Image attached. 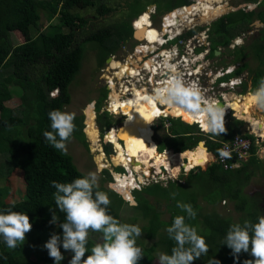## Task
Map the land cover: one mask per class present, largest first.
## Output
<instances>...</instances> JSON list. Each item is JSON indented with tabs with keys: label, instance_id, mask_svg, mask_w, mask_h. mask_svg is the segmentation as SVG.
<instances>
[{
	"label": "trees",
	"instance_id": "trees-1",
	"mask_svg": "<svg viewBox=\"0 0 264 264\" xmlns=\"http://www.w3.org/2000/svg\"><path fill=\"white\" fill-rule=\"evenodd\" d=\"M89 1L95 7V13L91 17H85L76 11L75 0H0V155H4L6 164L11 166L9 171L4 173L5 176L7 177L13 168H18L22 171L24 183L23 198L12 202L4 199L8 185L0 187V210L11 208L13 211L26 213L32 225L31 230L25 234V242L18 244L15 249H9L0 238V264H55L43 247L53 233L62 238L59 224L64 222V214L59 212L55 205L56 190L52 187V182L67 183L84 174L76 168L70 154L50 146L43 137L44 131L51 130L48 113L54 109L63 111V107L70 102L68 87L78 72L85 44L91 43L96 50V64L100 67L108 55L119 49L124 40L131 39L130 21L145 8L136 10L133 17L127 18L123 14L121 19L112 23H93L92 26L90 23L93 19L108 13L112 8L104 0ZM122 1L121 11L138 7V0ZM191 1L193 3L194 0ZM148 3L154 4L157 10L160 7L172 9L179 6L181 0H150ZM54 17L58 20L56 24L46 23L43 28L39 27L42 18L48 22ZM254 19L263 26L250 38L246 48H249L250 52L258 49L256 55L260 67L251 70L244 60L248 55L243 51L245 45L236 46L230 53L233 56L230 55L228 64L238 65L230 74L220 78L239 75L247 69L249 78H245L246 72L239 86L241 93L247 91L252 94L259 79L264 77V0H260L251 10L239 8L225 13L206 26L210 41L208 56L212 57L214 49L227 45L233 37L242 33V29L248 28ZM201 28L196 26L193 31ZM12 31H32V35L24 42L13 44L10 38ZM37 33L39 37H33ZM247 80L250 83L249 88L246 87ZM97 90L94 121L101 135L112 125L113 118L107 112H98L107 90L104 86ZM53 91L56 95L52 94ZM11 93L19 98L17 107H8L4 103L10 99ZM165 119L167 126H164L163 118L158 119L153 124L151 135L160 155L167 152L163 150H170L172 153L190 150L197 145L198 140H202L206 151L215 156L221 142L231 139L236 129L243 124L241 120L229 117L225 125L226 132L215 135L201 131L194 123L183 122L184 120L170 116ZM81 120L82 115L74 119L73 135L87 150L88 144L81 129ZM86 121L87 115L83 129ZM243 136L254 142L252 134L244 133ZM13 138L19 140L20 155L10 162L5 152ZM102 150L106 155L112 153L110 143H104ZM250 159L252 157L248 158ZM113 160L115 163L120 161L116 150ZM217 167L220 166L216 162H210L204 169L197 165L186 174L179 175L176 180H168L166 185L149 182L134 188L131 193L135 205H130L120 194L108 188L106 191L109 193L108 197H111L110 200L121 207V210L132 214L122 219L118 214H114L109 206L108 212L122 223L139 226L143 238L156 236L163 242L162 251L171 254L175 242L169 239L165 229L171 225L176 215L186 216V213L177 207V202L190 204L196 212V217H186V222L197 229L209 247L207 255L195 259L192 264H209L211 259L219 264H244L245 260L253 259L250 252L242 251L233 255L232 250L223 244L224 237L230 225L243 224L245 220L257 222V218L264 215V209L260 205L264 195L260 191H255L250 196L242 192L253 175L251 171L246 172L241 167H235L218 173L220 168ZM114 170L123 171L120 167H115ZM101 172L104 179H111L107 169H102ZM257 175L264 177V162L258 165ZM116 180L120 182L118 176ZM122 180L129 186L133 185L125 178ZM97 190L102 191L100 185ZM121 193L130 195L129 190ZM172 193H176L174 199ZM201 200L209 205L219 204L220 200L230 201L234 210L241 212L242 216L239 220H233L230 215H222L214 208L202 211ZM53 212L58 219L57 224L50 223ZM164 212L168 213L166 219L162 218ZM137 219L143 222L139 224ZM199 225L202 229H199ZM88 240L91 248L94 242L90 236ZM136 243L139 247H145L141 248L144 257L138 264H153V254L144 246V239L139 237ZM60 251L64 256L60 264H68L73 253L65 251L62 247ZM88 254L90 253H86Z\"/></svg>",
	"mask_w": 264,
	"mask_h": 264
},
{
	"label": "clouds",
	"instance_id": "clouds-1",
	"mask_svg": "<svg viewBox=\"0 0 264 264\" xmlns=\"http://www.w3.org/2000/svg\"><path fill=\"white\" fill-rule=\"evenodd\" d=\"M154 7L155 5L153 8ZM170 10L171 9H168L167 11ZM167 11H165L164 14H166ZM141 13L147 14L146 7ZM141 13L136 17H139ZM154 14L155 11L148 16V20L151 23ZM164 14L162 13L159 15L158 23L155 24L158 25V27L161 25V17ZM135 18L130 21L131 35H133L131 23ZM167 29L176 32L175 30H177L178 27L171 26ZM197 31H200V29ZM182 34L185 35V32ZM236 38L237 36L233 37L230 42H232V44L238 43L236 42ZM131 39H133V36H131ZM209 44L208 52L210 48ZM208 52L203 53L202 58L213 59V57L208 56ZM228 63L229 62H225L223 66H219L222 68L218 71L227 68L229 70L217 78V83L219 81L226 82L222 87L224 93L225 87L232 89L231 86H235L233 90L238 88V93L244 94L240 92L239 87L244 78L243 75H231L224 79H220L221 77L230 74L238 65V63ZM211 69H213L215 73L216 67ZM211 69L208 70L209 74L211 73ZM52 94L56 95L55 91H53ZM230 98H232V96H227L225 93L224 97L217 98L215 103L211 101H206L207 104L200 103L202 96L198 86L195 83L186 84L180 74H175L171 77L167 86L158 90L156 94V99L161 100L170 107L177 105L183 106L185 110L192 112V114H199L202 125L205 128V130L202 129L201 131L215 135H220L226 132L224 116L228 111L233 112L232 114L234 118L236 116V112L233 109L229 108L225 110V107H221L218 103V101H221L223 105H225L226 101ZM252 101L258 109L264 110V77L259 79L258 86L252 93ZM205 104L206 106L204 107ZM169 116L178 118L171 115H168L167 117ZM48 117L51 130L44 131L43 137L50 146L66 153V142L75 130L74 114L54 109L49 111ZM238 118L239 117L237 116L236 119ZM192 123L196 124L199 128L197 122ZM112 125L115 124L112 123ZM246 128L247 131L245 133L252 134L255 141V136L258 135H255L250 128L249 123ZM107 130L108 128L105 132ZM104 133L101 135L99 133L100 137L103 138ZM243 134L244 133H242V135ZM100 137L98 136V139ZM117 140L121 142L120 139ZM258 142L259 141H257V143ZM103 143L112 144L105 140ZM255 149L256 148L252 149L253 153L255 152ZM101 151L103 152V150ZM220 156L229 158V152L221 151ZM212 162L215 161L212 159ZM120 168H123V171H114L122 172L123 174L125 169L122 166ZM133 174H135L136 177V173L133 172ZM111 183H113V181H111ZM52 187L56 190L54 193L55 205L59 212L64 214V222L59 224V227L62 229V238L60 235L53 233L43 247L47 250L49 257L55 261V264H60V261L64 259V256L60 251L61 247L65 251L73 253L68 264H138V261L144 257L143 250L141 247L137 246L136 243L137 238L142 235L141 228L134 224L122 223L109 214L108 205L110 204V199L107 193L97 190L98 176L95 172H88L86 175L75 178L67 183L53 181ZM132 189H134V186ZM129 192L131 193V191ZM171 195L174 199L176 193H172ZM177 207L186 213V216L176 215L173 217L171 225L166 227L165 230L169 239L174 241L175 244L171 248V254L165 252H158L156 254L158 264H192L195 259H199L208 253L209 247L205 239L198 234L197 229L194 226L186 222V217L187 219H195L196 217V212L192 206L187 203L177 202ZM57 222L58 219L55 212H53L50 223L57 224ZM31 227L30 219L26 213L13 211L11 208L0 210V238L3 239L9 249H15L18 244L24 243L25 234L31 230ZM90 231L102 234L101 242L94 243L91 248H89L88 240ZM223 244L232 250L233 255H238L242 251L250 252L253 259L245 260L244 264H264V215L259 216L257 222L245 220L243 224L234 223L230 225L226 231ZM86 253L90 254L86 255ZM209 264H219V262L211 259Z\"/></svg>",
	"mask_w": 264,
	"mask_h": 264
},
{
	"label": "rangeland",
	"instance_id": "rangeland-1",
	"mask_svg": "<svg viewBox=\"0 0 264 264\" xmlns=\"http://www.w3.org/2000/svg\"><path fill=\"white\" fill-rule=\"evenodd\" d=\"M257 1L258 0H256V1L255 0H222L221 2H219V4L220 5L227 4V5H225L227 7H225L226 11L222 12L220 15H217L215 17H212L210 19L203 20V21L200 19L199 13H197L198 15H196V16H193V17L190 16V18H193L192 21H195L196 23L201 24L200 25V27H202V29H200V31H201V30L205 29L206 26H208L209 23L211 21H213L214 19L218 18L219 16H221L225 13L232 11L231 8L241 7L244 10H251V9L255 8L254 5ZM104 2L108 6H110L112 8V10L109 11L108 13L102 15V16L97 17L96 19H93V22L91 21V23H90V24H92V26H94L93 23H97L99 25H101V24L106 25L108 23H112L114 21L121 19L120 17L123 14L126 15L127 18L129 16L133 17L135 15V11L140 9L141 7H149L150 5L154 6V4L148 3V2H150V0H138V7H129L128 9H126V11L125 10L121 11L120 6L123 4L122 0H104ZM183 2H185V5H186L184 7H189L190 10L193 9V7H191L192 5H195L194 8H196V6H197V4L195 3L196 0H194L193 3H191L192 2L191 0H181V4L179 5L180 7L183 5ZM201 2L203 3V5L204 4L205 5L211 4L212 6L217 5V2H215V1L212 2L211 0H200V3ZM75 5H76V11L80 15H83L85 17L86 16L91 17L93 15V13H95V7H94L93 3L89 0H75ZM153 6H150V7H153ZM207 7H208V5H207ZM169 8L170 7H160V9L157 10V8L154 7L155 14L152 17V23L151 24L153 26H157L155 24L158 23L159 15H161L162 13L164 14V12L167 11ZM144 10H145V8H144ZM213 14L214 13L208 14V15H206V17H211ZM137 19H139V17ZM140 20L144 21L145 23L147 22L145 15L143 17H141ZM177 20H180L177 23H181V25H183V26H181V28H184V26L188 23L187 22L188 19H185V17H178ZM57 22H58V20L56 17L52 18L48 22H46L42 18L41 24L39 27L43 28L44 25H46V23L56 24ZM257 22H258V20L254 19L249 23L248 28L242 29L243 30L242 33L240 35H238L236 38L237 39L236 42H238V43L232 44V42H229L225 46H222V47L218 46L217 48L220 50V53L212 56L213 59H211L212 61H210V64H208V67L210 69L216 67V69L220 70L222 67H219V66H223L225 62H229L231 56H233L232 54H230L232 52L233 48L236 46L239 47V46L245 45V47L243 48V51L248 55H246L244 60L247 63V66H249V68L251 70H254V69L257 70L258 69L257 67L258 66L260 67V64L258 63V59H257V55H256L258 49L255 48L253 51L250 52L249 48H246L247 43L250 41V38H252V36H255V34L258 32V30L263 26L262 23H260V22L257 23ZM139 28H137V31H139ZM142 28H143V30H142ZM146 29H147V27L142 25L141 30L145 31ZM153 30H156V29H153ZM205 30H207V29H205ZM147 34L148 33H146V35ZM205 34H206V40L209 42L207 31H205ZM31 35H32V31L31 32L30 31H25V32L24 31L23 32L12 31L10 34V38H11V41L13 44H17V43L24 42V41L28 40L29 38H31ZM138 35L139 36L141 35L140 32L137 33L136 37H138ZM197 36L200 37L201 34L198 33ZM33 37L38 38L39 33H37ZM85 46H86V48L83 50L82 58L80 60V66L78 68V72L76 73L75 78L73 79L72 83L68 87L69 93H70V102L63 107V111L73 113L75 118L82 115V120H81L82 127H81V129H82V132L84 133L85 140L87 141L88 149L85 150V148L79 143L78 139L76 137H74V135L72 134V136L66 142V148H67L66 153L71 155L72 161L75 164L76 168L79 171H81L84 175H86L88 172H95L97 174L98 186L100 185L102 191L107 193V195H109L108 191H106L109 188L108 187L109 183L111 184L112 187H114V189H116L120 193L126 192L127 188L130 187L126 182H123V180H122L123 178H125L126 175L122 176L121 174H119L122 172H115L114 171L115 167H121V166H119L117 164V162L115 163V161L113 160V156H114L113 145L111 144L112 153L106 155L104 152L101 151L102 145L104 144L103 143L104 140L102 137H100V135H99L100 132L97 130L98 136L100 137L99 138L100 141L98 142L97 139L95 138V135H94L95 132L90 129V127L93 126V123H91L92 119H93V122H95L94 121V115L96 113V111H94V109H93L94 104L92 105V102L95 101L96 96L98 94L97 89L100 86H103V84H104L103 79L100 77V75H101L100 69L103 68L105 66V63H107V62L104 61L103 65L98 67L96 64V59H95V51L96 50L94 49V47L92 46L91 43H86ZM124 46L126 48L127 44L124 43ZM225 47H228L227 51L224 50ZM214 50H213V54H214ZM233 54L236 56V54L234 52H233ZM123 56H124L123 49H118L114 53V59H120ZM110 61H112V60H110ZM112 62H114V61H112ZM112 65H118V64L115 63ZM246 72H247V69L245 71H242L239 75H243L245 77ZM213 73H214V70L211 69V73H210L211 78H212ZM248 75H249V73L247 72V75L245 78H249ZM207 82L209 83V80H207ZM225 84H226V82H225ZM246 84H247L246 87L249 88L250 83L248 80H247ZM213 85L215 87H217L216 86L217 80L214 82ZM223 86L220 87V91H222ZM112 87L114 88L113 85H112ZM231 87H232V89H230L229 87H225V93L229 96H231L230 92H231V90H233L235 88V86H231ZM237 92L238 91L235 90L233 92V94H237ZM246 94H248L249 96L252 95L249 92ZM244 95H245V93H244ZM204 97H205V95H204ZM240 97H242V96L238 95L237 98L236 97L233 98V99H237V101L234 103V106L232 105L233 110L236 112L235 118L238 116L239 117L238 119H241L242 121H245V120L249 121V119H251L250 124H249L250 128L255 133V135L262 137L261 140H259V142L253 146V148H256L255 152H254L255 154L253 153V150H252L253 148L251 149L250 157H252V159L246 160L243 163V165L239 164L236 166V167H241L246 172L251 171L253 173V175H251L252 177H251L250 181L243 187L242 192L245 195L250 196L253 192L260 191L264 195V177L257 175L258 165L261 164V162H264V135L262 134V131L264 130L263 129L264 125L262 124V122H260L256 119H253V118L258 119V115L256 114V112H262V110H260L256 107L255 110L251 111L252 107L255 106L254 103H251L249 106L244 105V104H242V100ZM149 98H151V96H149ZM149 98L148 97H142L140 100L141 106H143L148 111H150V113L153 115V117H155L156 115H159L160 114L159 111L165 112V114H166L167 109L164 108L163 110H160L159 107H158V109H156L158 111V113H156V111H155L156 104L150 103ZM205 98H207V97H205ZM104 100H103V104L105 102ZM251 100H252V96H251ZM4 103L8 107H12V108L17 107V105L19 104V98H18V96L13 95L11 93L10 99L5 101ZM103 104H102L101 108L103 107ZM116 108L117 107H115V109ZM122 108H123V106H122ZM248 108H249V110H248ZM100 111H101V109L98 112H100ZM24 112H25V110L22 111V113H24ZM232 113H233L232 111H228L225 114L224 119L226 121L229 120V117L233 116ZM85 115H87V121H86L85 127L83 129ZM125 115H127V113ZM111 117L113 118V123L115 125L122 122V120L124 118L120 114H114V115H111ZM123 122L125 125V120ZM156 122H157V119H154L150 122V125H153ZM248 123L245 122L241 126V128H246L248 126ZM94 125H95V123H94ZM115 125H113V126H115ZM112 130H115V128H112L110 130V132ZM116 130H115L116 131L115 132L116 137L118 139L122 140V142H119V144L122 146V148L124 150L127 151V149H129V139L124 137L125 131L122 130L121 127L116 129ZM87 134L89 136H87ZM105 134H106V132L104 133V135ZM104 135H103V137H104ZM18 143H19L18 138H13L11 143L8 145V148L5 152L6 155L8 156V159L10 160V162L14 161V159L20 155L19 149H18ZM115 146L116 145L114 144V147ZM165 151L171 152L170 150H165ZM101 152H102V154H99ZM3 156L4 155H0V187H2L5 184L8 185V188L6 190V197L4 199H6L9 202H12V201L23 198V185H24V183H23V179H22V171L18 168H13L9 172V174L7 173L8 175L6 174L7 175V177H6L4 173L8 172L9 167H11V166L6 164L5 158ZM183 157H184V155H181V156L177 155V157H175V158L177 160H185V157L184 158ZM210 162H212V158L210 156H208V159L205 160V162H204L205 165H199V166L202 169H204L206 167V165H208ZM126 163L128 165L127 160H126ZM174 165H176L175 168H174ZM174 165L172 164L169 166V168H171V169L169 170V168H168L167 169L168 173L165 172V175H164V173H161L159 175L153 174L154 169L150 170V168H149L150 175L147 177L144 176L145 174L143 172L138 173L141 176H143V178H142V180H140V182L138 181L137 183L134 184V188H137L136 187L137 185L141 186V185L147 184L149 182H160L162 185H166L168 180H176L179 177V175L186 174L187 171H185L186 168L184 166H180L178 162L175 163ZM178 165H179V167H178ZM123 166L125 167L124 163H123ZM127 167H129V165ZM217 168H220V170H217L218 173H221L220 171H223V169L221 167H217ZM102 169H107L109 171V173L111 175V179L108 180V179L103 178V174L101 172ZM128 169H130V168H126V170L129 171L128 176L131 177L129 184H131V182L133 183L135 181V178L133 175V171H131V169L130 170H128ZM114 173H117V174L114 175ZM116 176L119 177L120 182L118 180H116ZM5 177H6V179H5ZM113 179H115V181L113 183H111V181H113ZM116 182L118 184H115ZM120 183H121V185H120ZM132 190L133 189H131L130 191H132ZM122 195L127 197L123 193H122ZM201 201H202L201 202L202 203V211H210L212 208H214L216 211H218L222 215H225V214L230 215L233 220H239L242 216L241 212L234 210L233 203L230 201L220 200L219 204H216V205H209V204H206L204 200H201ZM108 206L110 207L111 211L114 214H118L122 219L129 217L132 214L130 212L121 210V207L117 206L113 202V200H110V204ZM167 215H168V213L164 212L162 214V218L166 219ZM142 222H143L142 220L137 219V223L140 224ZM200 225H199V229H202V226H200ZM89 236L94 243L101 242V240H102V234L99 232H94L92 234L90 233ZM141 239H144V243H143L144 246H146V249L149 252H152V254H153V264H158V259H157L156 254L158 252H163L162 248H161V246L163 245V242L161 240H159V238H157L156 236H148L147 238H143V236H141ZM141 248H145V247H141Z\"/></svg>",
	"mask_w": 264,
	"mask_h": 264
},
{
	"label": "built area",
	"instance_id": "built-area-1",
	"mask_svg": "<svg viewBox=\"0 0 264 264\" xmlns=\"http://www.w3.org/2000/svg\"><path fill=\"white\" fill-rule=\"evenodd\" d=\"M182 6L178 8H183ZM146 12L147 22L144 26H153L148 20V16L154 12V8L146 7ZM197 13L199 12L195 11L191 16H196L198 15ZM165 17L166 14L161 17L160 27H158V25L154 26L157 31L161 33V42H157L152 49L149 48L151 46L150 43L135 37V25H133L134 22H132L133 39L124 40V42L119 45V49H123L124 56L120 59H114V54L107 56L109 57V61L112 60L118 65H112L110 62H107L105 66L100 69V77L103 79V86L107 90L105 102L103 107L100 108V112H107L110 115L116 114L114 110L108 108V94L111 90V85L114 86V91L120 101H123L127 97H136L137 93L154 97L158 90L167 86L169 79L175 74H180L186 84L195 83L198 86L202 96L200 103H206V101L215 103L217 98L224 97L225 93L220 91L219 86H223L225 83L219 81L216 85L217 87L213 84L218 77L229 69L227 68L221 71L216 69L211 78L208 71L210 69L208 68V64H210L211 60L202 58L203 53L208 52L209 42L206 40L205 34V31H207L205 29H207V27L201 31H193L194 27L200 26L201 24L195 21L189 22L188 20L184 28H181L183 25L178 23L180 26H175L178 27V29L175 30L176 32L167 29L169 26L166 27V31L161 32L162 29H164ZM178 21L179 20H177V22ZM183 32H185V35L182 34ZM198 33L201 34L200 37L197 36ZM124 43L127 44L126 48ZM117 71H120L119 76L116 75ZM207 80H209V83ZM204 95L207 98H205ZM154 104H156L160 110H163L165 107V104L158 100H155ZM119 114H121L120 111ZM168 115L169 114L162 113L153 117L152 120L163 118L164 120L162 122H164V126H167L168 122L165 118ZM176 117L181 119L180 115ZM112 126L113 125H110L108 129ZM199 129L202 130V127L199 126ZM255 143H257L256 140L252 143L249 138L234 132L231 139L221 142L218 153L213 156L212 159L223 170L234 168L247 160ZM221 151L229 152V158L221 157ZM128 164L132 167L131 163L128 162ZM194 166L186 168L185 171H188ZM165 172L168 173L167 169ZM136 187L138 188L139 186L137 185Z\"/></svg>",
	"mask_w": 264,
	"mask_h": 264
},
{
	"label": "bare ground",
	"instance_id": "bare-ground-1",
	"mask_svg": "<svg viewBox=\"0 0 264 264\" xmlns=\"http://www.w3.org/2000/svg\"><path fill=\"white\" fill-rule=\"evenodd\" d=\"M195 3L196 4H202V2L200 3V0H196ZM218 5H219V2H217V5H215V7H207L206 6V8H207L206 12H204V11H203L204 13L202 12L203 18L207 19L208 17H206V15L212 14V13L215 14V10L218 9V7H216V6H218ZM200 8H203V7H196V8L193 7L192 10H190L189 7H186V9H188V10L185 11L182 15H183V17H185V19H188L189 22H191L192 18H190V16L193 15V13L195 11L200 12V10H201ZM143 15L144 14L141 13V15L139 16V19H136V21L134 23L135 30H137V26L140 22L141 17H143ZM213 15L211 17H213ZM142 30H143V28H142ZM160 34H158V36H157L158 42H161ZM110 63L115 64V62H112V61H110ZM116 75H118V73H116ZM110 91L111 92H109V94H108V101H109L108 108L110 110H114V112L116 114H119V111H120L124 118L119 125L110 127L106 131V134L104 135L103 139L105 141H109L113 144L114 153H115V150H117L116 153H117V156L120 160L117 162V164L124 167L123 163H122V159L119 156V153L121 152V153H123L125 159L129 163H131V165H132V167H127L128 165L125 164L126 167L130 168L131 171L136 173V177H135V174H133L134 178H135V181L133 183H131L133 185L128 187L127 190L130 191L133 188L135 183L142 180L143 176H141L138 173L143 172L145 174L144 176H146V177L149 176L150 175V172H149L150 167L154 168L153 174L159 175V174H161V172L162 173L165 172V170L168 169L170 165H172V164L174 165L177 162L179 163V165L184 166L185 168H189L190 166H194V165H198V164L205 165L204 161L208 158V154H207L208 152L206 153L205 149L201 145H198V146H196L190 150H185L184 152L177 154L180 156L184 155L185 160H177L175 158V157H177V155H175V153H171L169 151H167L161 155L159 154V152L156 151L157 148H155V143L151 139L152 128L150 127V121L153 119V115L150 113V111H148L146 108L141 106V101H140L142 97H148L149 98V95H142L140 93H137L136 97H127L123 101H120V99L117 97V94L115 93L112 85H111ZM240 96H242V97H240L242 100V104L249 106L251 103V96H249L248 94H245V95L240 94ZM234 97L237 98L238 95L232 96V98L227 100L226 104L223 105L222 107H225V108L228 107L230 109H233L234 103L237 101V99H233ZM149 99H150V103H154L155 100H158V99H156V94L154 97H151ZM158 101L163 103L161 100H158ZM163 104H165V103H163ZM206 104L204 105V107L206 106ZM122 106H123V108H122ZM115 107H117V108L115 109ZM164 108L167 109L166 114L168 113L171 116L180 115L181 119H183L184 121H187L188 123L197 122L199 124V126H201L202 129L205 130V128L202 125L201 117L199 114L194 115V114H192V112L185 110L183 106H178V105L170 107L169 105L165 104ZM156 109H158L157 105L155 107V111H156V113H158V111ZM248 110H249V108H248ZM159 112H160V114L165 113L162 111H159ZM126 113H127V115H125ZM124 120H125V125H124L125 136L124 137L129 139V149H127V151L122 148V146L119 144V141L117 140L118 138L115 135V132L117 131L116 129L120 128L124 124V122H123ZM250 120L251 119H249V121H248L249 124H250ZM91 123H93V126H91L90 129L95 132L94 135L98 141V133H97L96 126L94 125L93 119H92ZM112 128H115L116 131L113 130L110 132V130ZM262 134L264 135V130L262 131ZM87 136H88V134H87ZM121 142H122V140H121ZM114 143L117 147L116 146L114 147ZM99 154H102V153H99ZM179 165H178V167H179ZM160 166L163 167V171L160 169ZM175 167H176V165H174V168ZM124 169H125V172L123 174L122 173H119V174H121L122 176L126 175L125 179H127V181L129 182L130 178H131L128 176L129 171H127L125 167H124ZM170 169L171 168H169V170ZM115 174H117V173H114V175ZM164 175H165V173H164ZM114 181H115V179L113 180V182Z\"/></svg>",
	"mask_w": 264,
	"mask_h": 264
},
{
	"label": "flooded vegetation",
	"instance_id": "flooded-vegetation-1",
	"mask_svg": "<svg viewBox=\"0 0 264 264\" xmlns=\"http://www.w3.org/2000/svg\"><path fill=\"white\" fill-rule=\"evenodd\" d=\"M212 2L213 1H215V2H221L222 0H211ZM257 3V2H256ZM255 3V5H254V7H256L257 6V4ZM208 5V7H215V6H212L211 4H204L203 5V3L202 4H197V6L196 7H203V8H200L201 10H200V19L203 21V20H207V19H210V18H212V17H208L207 19H205V18H203V15H202V12L204 11V12H206V6ZM225 5H227V4H224V5H218V6H216V7H218V9H216L215 10V14L213 15V17H215V16H217V15H220L222 12H224V11H226V8L225 7H227V6H225ZM184 6H186V5H183L182 7L183 8H174V9H171L170 11H167L166 12V17H165V19H164V29H162V31L161 32H164V31H166L165 29H166V27L165 26H169V27H171V26H176V25H178V26H180L178 23H177V18L178 17H183V13L185 12V11H187L188 9H186V7H184ZM195 5H193L192 7H194ZM203 12V13H204ZM136 19H137V17L135 18V20H134V23H135V21H136ZM180 21V20H179ZM145 24V22L144 21H141L140 20V22H139V24H138V26H137V28H139V31H137V30H135V36L137 35V33L138 32H140V36L138 35V37H137V39H139V40H144L145 42H148V43H150V49H152L156 44H157V36H158V34H160L158 31H157V29L155 28V27H152V26H149V27H147V29L145 30V31H142L141 30V27H142V25H144ZM134 25V24H133ZM153 29H156V30H153ZM146 33H148L147 35H146ZM146 38V39H145ZM209 43H210V41H209ZM146 48H148V47H146ZM110 62V61H109ZM117 73H118V75L120 74V71H117ZM121 128H122V130H124V124L121 126ZM120 156V155H119ZM261 207H262V209H264V199H262V202H261Z\"/></svg>",
	"mask_w": 264,
	"mask_h": 264
},
{
	"label": "water",
	"instance_id": "water-1",
	"mask_svg": "<svg viewBox=\"0 0 264 264\" xmlns=\"http://www.w3.org/2000/svg\"><path fill=\"white\" fill-rule=\"evenodd\" d=\"M259 1H260V0H258L257 3H258ZM239 8H241V7L231 8V10H237V9H239ZM258 22H259V21H258ZM258 22H257V23H258ZM224 50L227 51V50H228V47H225ZM219 52H220L219 49H215V50H214V55L219 54ZM108 61H109V57H107V58L105 59V62H108ZM218 103L220 104L221 107L223 106V103H222L221 101H218ZM93 104H94V101L92 102V105H93ZM104 106H105V105H104ZM120 123H121V122H120ZM120 123H119V124H120ZM119 124H117V125H119ZM225 125H226V124H225V122H224V126H225ZM150 127L153 129L154 126L152 125V126H150ZM246 131H247V128H241V127H239L235 132H236L237 134H242V133H245ZM255 138H256L257 141L260 140V137H259V136H255ZM200 144H202L203 148H204L205 151H206V146L204 145V141H202V140H198V141H197V146L200 145ZM160 169L163 171V167H162V166H160ZM150 170H152V167H150ZM163 173H164V172H163ZM108 187H109L111 190H113L114 192L120 194L121 197H122L123 199H125V200H127V201L129 202L130 205H135V201H134L133 196L131 195L130 192H129L130 195L127 196V197H125V196L122 195V193H120L119 191H117L116 189H114V187H112L110 183L108 184Z\"/></svg>",
	"mask_w": 264,
	"mask_h": 264
},
{
	"label": "crops",
	"instance_id": "crops-1",
	"mask_svg": "<svg viewBox=\"0 0 264 264\" xmlns=\"http://www.w3.org/2000/svg\"><path fill=\"white\" fill-rule=\"evenodd\" d=\"M235 90L239 91L238 88H236ZM235 90H232V91L230 92V93H231V96H234L233 92H234ZM244 93L246 94V93H248V92H244ZM235 95H240V93L237 92V94H235ZM242 95H243V94H242ZM227 96H228V95H227ZM251 96H252V95H251ZM251 103H253L252 100H251ZM251 103H250V104H251ZM227 108H228V107H226L225 109H227ZM255 108H256V106H253L252 109H251V111H252V110H255ZM228 109H229V108H228ZM256 114L258 115V119H257V118H253V119H256V120L262 122V124L264 125V110H262V112H256ZM250 117H251V116H250ZM251 118H252V117H251ZM243 120H244V119H243ZM224 122H225V124L227 125L228 120L226 121V120L224 119ZM243 122H244V123H245V122L248 123L247 120H245V121H243ZM244 123H243V124H244ZM243 124H242V125H243ZM242 125H241V126H242ZM241 126H240V127H241ZM238 128H239V127H238ZM238 128H237V129H238ZM112 131H113V130H112ZM259 137H260V139L262 138L261 136H259ZM114 144H115V143H114ZM201 146H202V145H201ZM182 152H184V151H182ZM179 153H181V152H179ZM206 153H207V152H206ZM177 154H178V153H175V155H177ZM207 154H208V156H210V157L212 158V155H211V154H209V153H207ZM119 155H120V157H121V159H122V162H123L124 164H127V163H126V159H125L123 153L120 152ZM207 159H208V158H207ZM207 159H206V160H207ZM204 162H205V161H204ZM198 165H200V164H198Z\"/></svg>",
	"mask_w": 264,
	"mask_h": 264
}]
</instances>
